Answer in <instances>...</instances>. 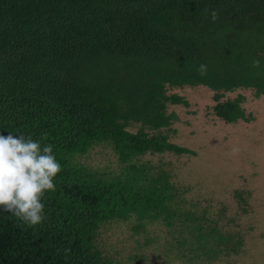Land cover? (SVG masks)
<instances>
[{"label": "trees", "instance_id": "trees-1", "mask_svg": "<svg viewBox=\"0 0 264 264\" xmlns=\"http://www.w3.org/2000/svg\"><path fill=\"white\" fill-rule=\"evenodd\" d=\"M184 85L214 91L222 120H254L243 94L222 98L264 94V0H0V134L51 144L61 165L40 224L0 207V264H122L96 242L106 223L191 222L168 171L141 160L196 155L169 140ZM99 145L117 168L80 160Z\"/></svg>", "mask_w": 264, "mask_h": 264}, {"label": "rangeland", "instance_id": "rangeland-1", "mask_svg": "<svg viewBox=\"0 0 264 264\" xmlns=\"http://www.w3.org/2000/svg\"><path fill=\"white\" fill-rule=\"evenodd\" d=\"M171 92L190 104L169 105L179 116L169 140L196 155L147 153L141 160L168 171L182 198L180 209L192 212V220L174 218L169 226L161 218L137 231L134 217L114 220L100 228L97 244L122 264H264V94L252 88L225 92L222 99L243 94V106L254 116L229 123L213 113L214 91L206 86ZM233 147L239 148L235 154ZM80 160L98 169L118 167L103 145Z\"/></svg>", "mask_w": 264, "mask_h": 264}, {"label": "clouds", "instance_id": "clouds-1", "mask_svg": "<svg viewBox=\"0 0 264 264\" xmlns=\"http://www.w3.org/2000/svg\"><path fill=\"white\" fill-rule=\"evenodd\" d=\"M213 23L219 18L218 10H204ZM253 67L260 61L254 59ZM200 75L208 71L207 64L197 68ZM238 147H233L235 154ZM61 165L53 154V146H43L31 137L0 134V207L28 226L40 224L44 219L45 192L55 190V178Z\"/></svg>", "mask_w": 264, "mask_h": 264}]
</instances>
